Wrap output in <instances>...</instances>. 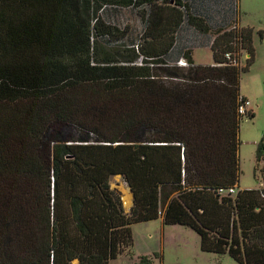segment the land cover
I'll return each mask as SVG.
<instances>
[{"label": "trees", "instance_id": "1", "mask_svg": "<svg viewBox=\"0 0 264 264\" xmlns=\"http://www.w3.org/2000/svg\"><path fill=\"white\" fill-rule=\"evenodd\" d=\"M190 2L0 0V264H110L134 223L158 218L203 251L264 264V188L239 187L254 30L217 29L212 64L189 51L169 65L185 22L211 29ZM121 9L138 10L140 42L122 40ZM241 49L244 66L225 58Z\"/></svg>", "mask_w": 264, "mask_h": 264}, {"label": "rangeland", "instance_id": "2", "mask_svg": "<svg viewBox=\"0 0 264 264\" xmlns=\"http://www.w3.org/2000/svg\"><path fill=\"white\" fill-rule=\"evenodd\" d=\"M216 3L217 11L215 10ZM190 4L189 11L193 14L205 20L209 17L208 24L211 29L204 32L197 26L194 27L185 22L176 33L175 43L165 59L169 65H179V60L183 59L186 65L180 66L186 67L189 63L184 53L189 51L192 52L195 63L212 64L211 46L217 29L224 30L236 26L239 29L250 27L254 30V60L248 69L241 72L240 81L241 94L251 102L248 112L253 111L254 116L244 114L240 124L241 176L239 187L241 189L264 188V153L260 161L256 158L258 145L264 137V0H239L241 26H238L235 16L232 20L223 16L228 11L229 0H191ZM121 10L115 22L119 23L122 28L126 23L131 26L130 33L126 34L122 40L124 43L133 40L140 42L143 22L138 10ZM217 14L226 19L217 18ZM234 56L240 66H244L250 57L245 49L234 53ZM110 183L113 189L118 193L121 192L119 194L124 209L129 212L133 200L127 183L120 175L113 176ZM132 233V246L124 250L123 254L116 259L111 260L110 264H142L143 257H149L152 261L150 264H239L228 254L203 251L200 236L193 229L184 225L164 224L161 218L134 223Z\"/></svg>", "mask_w": 264, "mask_h": 264}, {"label": "built area", "instance_id": "3", "mask_svg": "<svg viewBox=\"0 0 264 264\" xmlns=\"http://www.w3.org/2000/svg\"><path fill=\"white\" fill-rule=\"evenodd\" d=\"M233 28H236V26H233ZM225 58L228 61H230L231 63H236V57L234 56V53H232V52H226L225 53ZM178 63H179V65H186V62H184L183 59H180ZM250 105H251L250 100H248L246 98H243L242 101H241V105H240V112L242 114L246 113L248 111ZM220 191H223V189H221ZM229 192L233 193V192H235V190L230 188Z\"/></svg>", "mask_w": 264, "mask_h": 264}, {"label": "crops", "instance_id": "4", "mask_svg": "<svg viewBox=\"0 0 264 264\" xmlns=\"http://www.w3.org/2000/svg\"><path fill=\"white\" fill-rule=\"evenodd\" d=\"M229 8H228V11H227V13H226V15H223L222 13V15L223 16H227V17H229L230 18V20H232V18H234V16H235V19H237L236 21H237V24H238V26H241L240 25V23H239V17H240V5H239V0H229ZM232 3V4H231ZM220 16V14H217V18H221L222 17V19H226V18H224L223 16ZM254 35V34H253ZM129 188V187H128ZM245 189V188H244ZM130 190V189H129ZM130 192H131V190H130ZM119 193H121V192H119ZM131 194H133L132 192H131ZM132 200H133V197H132ZM132 204H133V201H132ZM132 204L130 205V206H132ZM124 205V204H123Z\"/></svg>", "mask_w": 264, "mask_h": 264}, {"label": "water", "instance_id": "5", "mask_svg": "<svg viewBox=\"0 0 264 264\" xmlns=\"http://www.w3.org/2000/svg\"><path fill=\"white\" fill-rule=\"evenodd\" d=\"M120 192V191H119ZM132 197H133V194H132Z\"/></svg>", "mask_w": 264, "mask_h": 264}, {"label": "bare ground", "instance_id": "6", "mask_svg": "<svg viewBox=\"0 0 264 264\" xmlns=\"http://www.w3.org/2000/svg\"><path fill=\"white\" fill-rule=\"evenodd\" d=\"M127 193V192H126ZM127 196V195H126ZM127 198V197H126Z\"/></svg>", "mask_w": 264, "mask_h": 264}]
</instances>
